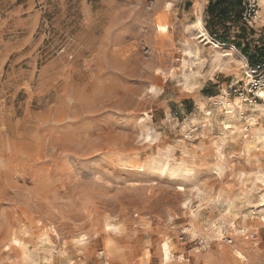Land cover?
<instances>
[{
  "label": "rangeland",
  "instance_id": "1",
  "mask_svg": "<svg viewBox=\"0 0 264 264\" xmlns=\"http://www.w3.org/2000/svg\"><path fill=\"white\" fill-rule=\"evenodd\" d=\"M209 1L0 0V264H264V19Z\"/></svg>",
  "mask_w": 264,
  "mask_h": 264
},
{
  "label": "trees",
  "instance_id": "2",
  "mask_svg": "<svg viewBox=\"0 0 264 264\" xmlns=\"http://www.w3.org/2000/svg\"><path fill=\"white\" fill-rule=\"evenodd\" d=\"M207 12L209 14L210 20L213 23L209 27V33L211 35L217 36L216 28H221L219 37H216L220 42L226 43L229 42V37L231 36L232 26L226 25V23L237 25V31L235 32V46L241 48L244 53L247 52L248 44L242 46L241 39L247 40V34L249 33L248 27L239 23V12H240V3L238 0H210L207 5ZM216 27V28H214ZM239 38V39H238ZM256 54L258 57L248 60L249 63H253L258 59L264 58V42L262 45H256Z\"/></svg>",
  "mask_w": 264,
  "mask_h": 264
},
{
  "label": "built area",
  "instance_id": "3",
  "mask_svg": "<svg viewBox=\"0 0 264 264\" xmlns=\"http://www.w3.org/2000/svg\"><path fill=\"white\" fill-rule=\"evenodd\" d=\"M240 3L239 21L252 29H259V2L258 0H238ZM245 79L243 88L249 92L254 99H264V58L245 63Z\"/></svg>",
  "mask_w": 264,
  "mask_h": 264
},
{
  "label": "bare ground",
  "instance_id": "4",
  "mask_svg": "<svg viewBox=\"0 0 264 264\" xmlns=\"http://www.w3.org/2000/svg\"><path fill=\"white\" fill-rule=\"evenodd\" d=\"M258 2H259V5H260L259 11H258L259 16H260L259 23H261V21H263V19H264V0H258ZM195 25L199 29V32H201L199 37H201L202 40H206V42H211L212 45H214L215 47L216 46L218 47V44H217L218 42H216V43L212 42L210 40V38H209V35H207V33H206L205 29H204L203 23H202V19H201L200 16H198ZM224 54L225 55H229V56L232 55L231 51H226ZM262 94H264V92H262ZM13 241H18V240H17V238H13ZM5 245L8 246V244H5ZM162 249H163L164 258L167 259L169 257V248H168L167 242H163ZM234 255H235V257H237L240 260V262H241L240 264H244L243 262H244V260H246V257L240 250L235 249L234 250Z\"/></svg>",
  "mask_w": 264,
  "mask_h": 264
}]
</instances>
